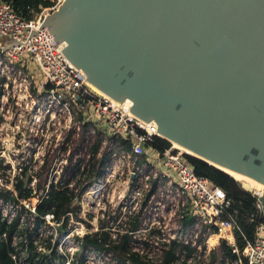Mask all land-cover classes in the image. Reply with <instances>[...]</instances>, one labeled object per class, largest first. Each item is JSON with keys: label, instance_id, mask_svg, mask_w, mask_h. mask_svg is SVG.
<instances>
[{"label": "water", "instance_id": "95a60500", "mask_svg": "<svg viewBox=\"0 0 264 264\" xmlns=\"http://www.w3.org/2000/svg\"><path fill=\"white\" fill-rule=\"evenodd\" d=\"M43 25L134 115L264 183V0H64Z\"/></svg>", "mask_w": 264, "mask_h": 264}, {"label": "built area", "instance_id": "2783aa9c", "mask_svg": "<svg viewBox=\"0 0 264 264\" xmlns=\"http://www.w3.org/2000/svg\"><path fill=\"white\" fill-rule=\"evenodd\" d=\"M54 7L55 5L44 8L32 18H26L22 14H18L10 2L0 0V90H7L11 85V88L16 93L17 104L31 98L32 91L35 94L36 102H39L41 99L48 101L49 103L46 106L42 107L40 105L38 107L37 112L39 116H36L37 120L40 117L44 119L45 116L50 114L51 118H56L58 121L62 119L63 127H66L67 131L70 128L78 129L74 121L73 106H75L81 112L83 121L91 122L95 128L105 135L103 145L107 144V137L113 135L131 140L132 150L130 152H123L119 156L128 160L133 159L132 165L135 166L130 172H134V177L137 175L138 185L132 191L136 195H140L141 191L143 193L149 189V178L156 177L157 184H160L165 179L163 186L159 188V190L161 189L160 195L174 197V203L171 201L167 205L166 210H170V215L177 223L175 232L165 235L161 232L160 227L151 224L152 221H149L150 211H148L142 222L143 226L149 224V226L159 228L162 240L168 241L169 238L177 239L194 246L195 250L188 257L187 264H195V259H199V257L203 259L202 264H210L208 255L218 245V239L225 240L228 244L234 245V229L237 228V222L235 217L227 210L230 198L221 187L214 184L211 180L196 175L193 167L186 161L181 151H173V148L170 147L160 153L149 145L153 136L158 135L154 132L153 125L148 126L143 120L132 116L121 104L114 102L108 96L96 94L89 88L86 74L82 69L73 66L61 51L65 43H56L53 40V34L49 32L46 25L40 28L45 16L54 11ZM32 67L34 71L31 70ZM64 137L65 135L63 139ZM146 147L153 150L158 158L162 154L160 158L161 162L159 160L161 170L154 168L153 158L155 156L151 154L149 157L153 158H149L147 154L145 157L147 163L150 165L148 172H145L143 169L145 165L141 166L137 163L138 156L144 155ZM52 150L47 151L50 153ZM70 150L69 147L65 152L63 151L64 159L63 161L61 160V166L66 164V157ZM83 152L85 154V151ZM44 154H42L38 164L43 162ZM76 155L79 156L78 153L74 154L72 162L76 160ZM85 156L88 157V154ZM58 160L57 151L53 166H55ZM61 166L56 175H51L50 173V178L53 176L55 178L58 177ZM13 176L9 180L11 185ZM1 184L3 185V183ZM129 186L127 187L129 188ZM251 190L252 195L256 197L255 205L261 212L263 220L255 226L253 240L246 241L240 254L235 249L238 255L236 263L238 264H264V216L260 201L263 191L258 188H252ZM0 203L9 205L1 201ZM24 205L30 211V220H33L35 214L34 206H30L27 202H24ZM134 210H137V208ZM178 210H180L178 217L190 215L195 218L192 229L185 234H182L181 227L175 218ZM130 211H122L118 221L124 219ZM116 212L117 210L113 211L112 214L115 215ZM2 213L8 222L14 215V212L11 210L9 212L5 210ZM224 214H227V216L224 217ZM44 220L45 223L37 227L38 236H43L40 233L42 227H49V225L57 226L54 230V236L52 234L49 236H51L52 243L58 239L56 243L57 253L66 256V260L60 264H79L81 258H78V256L84 251L88 254H84L82 257V264H87L89 254L90 259L94 260L95 256L102 259L100 262L96 261L97 263L109 264V258L105 254L88 251L87 249L81 252V245L76 237H82L85 233L81 236H75L71 243V250H68V253L60 252L58 246L61 234L57 230L59 223L54 222L53 214L51 213L45 214ZM203 225L205 229L199 237L198 234ZM30 226H32V223ZM68 229H70V226H68ZM212 230L215 232L211 233ZM139 231L145 230L140 229ZM212 234H219V237L216 244L209 245L207 241ZM228 234L232 236V241L227 239L226 236ZM155 239L154 245H157L158 238ZM34 243L37 252H47L39 240ZM155 249L158 250L157 248ZM18 251L11 255L15 263L27 264L25 262L24 250L19 249ZM240 255L245 257V263L242 262ZM53 264H58L57 259H53Z\"/></svg>", "mask_w": 264, "mask_h": 264}, {"label": "trees", "instance_id": "16d2710c", "mask_svg": "<svg viewBox=\"0 0 264 264\" xmlns=\"http://www.w3.org/2000/svg\"><path fill=\"white\" fill-rule=\"evenodd\" d=\"M3 1L10 2L16 12L26 18H32L42 9L55 5V0ZM75 109L77 111L73 109L74 121L78 129L70 128L61 141L58 149L65 152L70 147L71 150L57 178L49 176L55 167L53 166L57 155L55 149L50 153L45 152L43 162L35 169L27 165H18V172L12 178V189L1 184L8 181L1 178V175L2 170L9 165H3V159H0V201L15 209L13 217L8 222L0 208V264H16L11 255L19 252V249L24 250L27 264H53V259H57L58 264L63 263L66 256L57 253L58 239L52 243L51 236H38L37 227L45 223L44 215L53 214L54 222L59 223V232L68 229L71 217L81 221L79 203L81 194L93 183L103 178L115 156L132 150L131 140L117 135L107 137V144L103 145L105 135L91 122L83 121L81 112L76 107ZM149 145L161 153L170 148L171 144L168 140L154 135ZM83 151L85 155L88 154V157L76 158L72 162L73 155ZM183 156L193 167L196 175L208 178L226 192L230 198L227 210L237 222V228L234 229V245L221 240L208 255L210 264L216 263L217 259L219 264H238L235 249L240 254L246 241L253 240L255 226L263 220L261 212L255 205L256 197L252 195L251 189L225 171L191 154L183 153ZM137 163L141 166L145 165L143 169L148 172L150 165L144 155L138 156ZM164 180L157 184V178L150 177L149 189L144 191L137 200V210L127 213L124 219H120L119 223L115 224V227L109 225L107 228L101 220L97 230L87 232L82 237H76L81 245V252L87 249L105 254L109 258V264H187L188 257L195 250L194 246L177 239L162 240L159 228L142 224L148 211L159 200L161 190L159 188L163 186ZM137 185L136 175L129 186V191L131 192ZM24 202L34 206L33 220H30V211ZM120 214L121 210L115 213L113 223L118 221ZM179 214L180 210L176 212L175 218L181 227L182 234H185L192 229L195 218L190 215L178 217ZM226 216L227 214H224V217ZM31 223L32 226H30ZM86 225L90 226L88 223ZM112 227L115 228V235L110 232ZM140 229L145 231H139ZM204 229L205 226H201L199 237ZM214 232L211 231V233ZM153 238H158L157 245H151L149 242ZM38 240L47 252H37L34 242ZM150 246L158 249L154 258L147 253ZM240 258L243 263L246 262L245 257L240 255ZM195 261V264L203 263L202 257ZM82 263L83 258L79 261V264Z\"/></svg>", "mask_w": 264, "mask_h": 264}, {"label": "rangeland", "instance_id": "374dc122", "mask_svg": "<svg viewBox=\"0 0 264 264\" xmlns=\"http://www.w3.org/2000/svg\"><path fill=\"white\" fill-rule=\"evenodd\" d=\"M63 2L64 0H55L54 9L57 10L60 5H63ZM31 70L34 71V68L32 67ZM31 95V98L17 104L16 93L11 88V85L7 90H0V159H3V165H9L3 169L4 171L2 170L1 178L8 180L3 182V186L8 189L12 188L9 180L18 172V165H27L31 169H35L42 154L47 150L55 149L58 151L59 160L55 163L51 175H56L64 159L63 150L58 149L61 145L63 136L67 132V128L63 127V120L60 119V121H58L56 118H51L50 114L45 116L44 119L40 117L39 120H37L36 116H39L37 112L38 107L40 105L42 107L46 106L49 102L42 99L36 102L33 91ZM73 109L75 112L77 111L75 106H73ZM35 112L36 114H34ZM170 144L171 148L176 151L179 150L174 147L171 142ZM181 152L187 153L186 151ZM146 154L148 157L150 154L155 156V158H149H153L154 168L161 170L159 160L161 162L160 158L162 154L159 155L158 158L156 153L147 147L144 153L145 157ZM83 157L86 158L84 152H80L79 156L76 155V158ZM132 162L133 159L128 160L119 155L115 156L110 166L106 169L103 178L93 183L81 194L79 199L81 206V221H77L74 217H71L69 219L70 229L59 232L61 234L58 246L60 252L68 253V250H71V243L75 236H81L86 232L97 230L101 220L104 221V225L107 226V228L109 225L115 227V224H118L119 221L115 223L112 222L114 216L112 214L113 211L121 210V212H128L138 207L137 200L141 197L142 191L140 195H136L133 191L130 192L127 187L129 186V172L132 171L135 166L132 165ZM238 181L249 189L260 188L264 190V186L262 187L245 180ZM158 201H156L149 210V221H152L151 224L160 227L163 234L169 235L175 232L177 224L175 219L170 215V210H166L167 205H169L171 201L174 203V197L160 195ZM0 207L3 212H5V210L7 212L10 210L12 212L15 211L14 207L10 205L7 206L0 203ZM87 223L90 225L89 227L86 225ZM56 228V225L42 227L40 233H42L43 236L50 234L54 236V230ZM110 232L115 235V228L112 227ZM155 240L156 239L153 238V240L149 241L151 245L154 244ZM220 241L221 239H218V243ZM147 253L154 258V256H156V249L150 246ZM84 254L88 253L84 251L82 254L80 253L78 258H82ZM88 256L87 264H102L96 262H100V260H102L101 258L95 256L93 260L90 259V254ZM216 261V264H219L218 259Z\"/></svg>", "mask_w": 264, "mask_h": 264}, {"label": "bare ground", "instance_id": "6f19581e", "mask_svg": "<svg viewBox=\"0 0 264 264\" xmlns=\"http://www.w3.org/2000/svg\"><path fill=\"white\" fill-rule=\"evenodd\" d=\"M87 85H88L89 88H90L93 92H95L96 94L104 95V96H108V97H110L108 94H106L104 91H102L100 88H98L97 86H95L94 84H92V83H91L90 81H88V80H87ZM110 98H111V97H110ZM111 99H112L114 102L119 103V104H121L122 106H124V107L127 109V111H128L132 116H135L136 118L142 120L141 118L137 117V116L134 115L132 112H130V107H131V105L133 104L132 101H131L130 99L126 98V99H124V100L121 101V102L115 100L114 98H111ZM143 121H144V120H143ZM144 122H145L148 126L153 125V126H154V132H155L156 134H158V135H160V136H163V137H165V138H168V137H166L164 134H162L161 132L157 131V124H156L155 121H147V122L144 121ZM168 140L172 143V145H173L174 147L178 148L179 150H181V151H186V152H189V153L194 154V155H196V156H199L200 158H203L204 160H206V161L209 162L210 164H212V165L216 166L217 168H219V169L225 171L226 173L230 174L234 179H237V180H245V181H248V182H252V183H254V184H256V185H260V186H262V187L264 186V183H263V182H260V181H258V180H256V179H253V178H251V177H249V176H247V175H244V174H242V173H240V172H238V171H235V170H233V169H231V168H229V167H226V166H224V165H222V164H220V163H218V162H215V161H213V160H211V159H209V158H206V157L202 156L201 154H199L198 152H195V151H193L192 149H190V148H188V147H185L184 145H182V144L176 142L175 140H172V139H170V138H168ZM258 189H260V188H258ZM260 190H262L263 193H264V190H263V189H260ZM218 237H219V234H212V235H210L209 238H208V241H207L208 244H209V245H214V244H216V243H217V239H218ZM226 237H227V239H229L230 241H232V236H231L230 234H228Z\"/></svg>", "mask_w": 264, "mask_h": 264}]
</instances>
